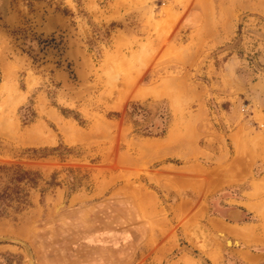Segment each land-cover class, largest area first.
<instances>
[{
	"label": "rangeland",
	"instance_id": "1",
	"mask_svg": "<svg viewBox=\"0 0 264 264\" xmlns=\"http://www.w3.org/2000/svg\"><path fill=\"white\" fill-rule=\"evenodd\" d=\"M245 1L0 0V264H264Z\"/></svg>",
	"mask_w": 264,
	"mask_h": 264
},
{
	"label": "bare ground",
	"instance_id": "2",
	"mask_svg": "<svg viewBox=\"0 0 264 264\" xmlns=\"http://www.w3.org/2000/svg\"><path fill=\"white\" fill-rule=\"evenodd\" d=\"M159 83V82H158ZM163 87H165V86H163ZM160 89V88H159ZM162 89V88H161ZM144 90H146V89H144ZM144 90H142V91H144ZM152 90H154V89H152ZM156 91V90H155ZM154 91V92H155ZM161 91V90H160ZM140 92V91H139ZM157 92V91H156ZM140 95V94H139ZM111 99V98H110ZM109 99V102L110 103H112V100H114L113 98L110 100ZM196 230V232H195V235H198V237H201L202 238V241H203V243H202V245H201V247H202V249L203 250H205L204 252H206V251H210L211 250V247H212V245H213V243H214V241L215 240H217L218 239V241H221V242H223L224 243V245H225V247H231V246H238L239 245V241H236V242H234V241H230V239H229V237H228V235L223 231V230H221V228H220V230H218L219 232H217L215 235L214 234H210V232H209V230L205 227V226H201V225H199L197 228H195ZM224 229V228H223ZM194 232V231H193ZM218 254H214L213 255V257L214 256H217ZM218 257V256H217ZM217 257H216V259H217ZM215 258V257H214ZM219 258V257H218Z\"/></svg>",
	"mask_w": 264,
	"mask_h": 264
},
{
	"label": "crops",
	"instance_id": "3",
	"mask_svg": "<svg viewBox=\"0 0 264 264\" xmlns=\"http://www.w3.org/2000/svg\"><path fill=\"white\" fill-rule=\"evenodd\" d=\"M234 13H246L247 11L259 12L262 4L260 2H251V0L245 2H239Z\"/></svg>",
	"mask_w": 264,
	"mask_h": 264
},
{
	"label": "trees",
	"instance_id": "4",
	"mask_svg": "<svg viewBox=\"0 0 264 264\" xmlns=\"http://www.w3.org/2000/svg\"><path fill=\"white\" fill-rule=\"evenodd\" d=\"M0 213H3V210H0Z\"/></svg>",
	"mask_w": 264,
	"mask_h": 264
}]
</instances>
